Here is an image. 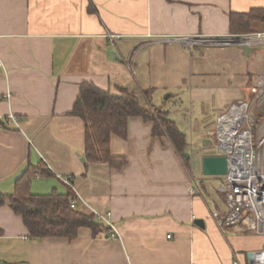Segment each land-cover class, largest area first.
Masks as SVG:
<instances>
[{"label":"crops","instance_id":"1","mask_svg":"<svg viewBox=\"0 0 264 264\" xmlns=\"http://www.w3.org/2000/svg\"><path fill=\"white\" fill-rule=\"evenodd\" d=\"M253 9L264 11V0H0V119L18 121L0 127V193L14 191L27 165L42 164L32 193L71 190L81 211H109L118 234L82 227L72 240L32 239L6 201L0 264H250L249 252L264 251V235L211 216L226 208L224 175L202 173V157L217 145L187 143L184 159L166 135L153 137L151 121L131 116L126 138L112 135L110 145L126 164H86L84 123L71 114L83 82L113 94L122 87L166 110L184 134L204 130L217 142L218 118L253 99L264 46L187 49L175 39L264 32L263 17L249 32L231 31L230 14ZM107 32L119 38L110 42Z\"/></svg>","mask_w":264,"mask_h":264},{"label":"trees","instance_id":"2","mask_svg":"<svg viewBox=\"0 0 264 264\" xmlns=\"http://www.w3.org/2000/svg\"><path fill=\"white\" fill-rule=\"evenodd\" d=\"M261 12L260 9H253L246 13H231V31L249 32V23L252 20L264 18L259 17ZM119 91L120 94H113L88 82H83L80 86L71 114L84 123L85 163L104 162L113 168H121L126 164V157L114 156L110 145L112 135L126 138L127 120L131 116L151 121L153 137L166 135L176 152L186 159L185 134L168 117V112L160 106L148 107L141 104L139 98L125 88L119 87ZM44 170L42 164L27 165L16 180L14 191L8 195L0 193V206L8 201L10 208L21 216L30 238L39 240L45 237H65L72 240L82 227L90 228L93 235L108 232L109 227L98 222L92 212L71 207V201L75 198L71 190L65 194L56 191L45 195L32 193L31 179L42 175Z\"/></svg>","mask_w":264,"mask_h":264},{"label":"built area","instance_id":"3","mask_svg":"<svg viewBox=\"0 0 264 264\" xmlns=\"http://www.w3.org/2000/svg\"><path fill=\"white\" fill-rule=\"evenodd\" d=\"M110 42L118 35L107 32ZM187 49L194 44L264 46V32L234 35L218 38H180ZM253 99L231 105L216 123L212 134L217 139V155L227 159L225 181L220 189L224 192L225 211L215 210L211 216L220 227L232 226L239 230L264 235V75L258 77L253 87ZM5 124L18 125L16 117L9 113L0 119V127ZM63 181L69 183L68 178ZM77 195L71 201L75 208ZM95 219L111 229L110 236L117 237L111 223L109 211L92 210ZM233 264H238L234 261ZM253 264H264V251L256 252Z\"/></svg>","mask_w":264,"mask_h":264},{"label":"water","instance_id":"4","mask_svg":"<svg viewBox=\"0 0 264 264\" xmlns=\"http://www.w3.org/2000/svg\"><path fill=\"white\" fill-rule=\"evenodd\" d=\"M245 50L248 51L249 47L244 46ZM188 157L187 154H185ZM227 171V159L222 155H207L202 157V173L204 175H225ZM195 224L203 227L201 220H196ZM248 259L250 264L256 261V252H249Z\"/></svg>","mask_w":264,"mask_h":264},{"label":"rangeland","instance_id":"5","mask_svg":"<svg viewBox=\"0 0 264 264\" xmlns=\"http://www.w3.org/2000/svg\"><path fill=\"white\" fill-rule=\"evenodd\" d=\"M214 119V118H213ZM213 119H209L207 120V128L210 125L211 128H213L214 125V120ZM179 125L182 126V123H180ZM190 128V127H189ZM194 129H188V132L185 133L186 134V142L189 144V147H196L198 146V144H200L201 146L206 143L207 144V148L209 147V149L211 151H215L216 150V145L217 142L214 139L213 136H209L208 134H205V131L203 130L200 131L199 133L194 132ZM185 154L189 155L188 149L184 151ZM248 234H255L253 232H249Z\"/></svg>","mask_w":264,"mask_h":264}]
</instances>
